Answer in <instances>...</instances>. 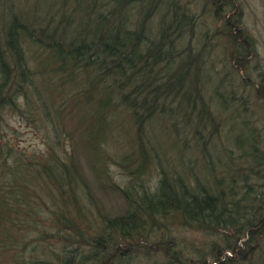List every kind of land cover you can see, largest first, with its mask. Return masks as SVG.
<instances>
[{"label": "trees", "instance_id": "obj_1", "mask_svg": "<svg viewBox=\"0 0 264 264\" xmlns=\"http://www.w3.org/2000/svg\"><path fill=\"white\" fill-rule=\"evenodd\" d=\"M67 1L59 0L54 12L53 5L47 6L43 21L37 16L24 20L15 13L1 19L0 14V110L4 105L20 107V95L27 104L31 99L26 88L41 96L39 85L44 81L39 83L36 75L54 74L62 78L61 86L72 85L73 91L79 90L77 102L82 106L81 111L77 110L79 122L87 120L95 127L94 143L105 135L110 109L116 104L130 108L138 124V153L143 157L147 152V122L158 115L171 120L176 114L186 128L194 127L197 135L199 126L204 129L211 126L212 131L218 132L221 116L231 110L230 127L234 128L237 122L241 126V131L233 133V148L239 150L246 171L241 172L239 164L237 170L244 173L242 179L235 181L234 177L228 183L217 180L207 187L196 177L190 184L182 175H170L161 167L153 188L141 181L138 190L122 188L128 204L125 211L105 218L87 244L77 242L69 250L62 247L65 254L58 255L60 263H57L114 264L135 245L162 248L171 256L170 262L164 264H192L193 259L192 262L197 260L194 264H235L237 259L250 262L259 245L264 250V137L248 117L252 95L261 100L259 104L264 112V69L260 67L257 42L246 24L242 0H203L198 5L201 10L197 11L186 0ZM209 22L214 27L200 33ZM195 38H199L201 46L194 44ZM207 40L221 42L229 69L236 72V78L227 83L233 91L235 87L243 88L250 97L248 100L247 95L238 97L223 90L224 77L219 82L223 84L221 88L213 85L214 89L209 86L213 91L209 89L213 76L207 73L205 61L212 59L208 53L213 51L207 49ZM31 41L39 49L36 71L25 49V42ZM223 67L225 70L227 65ZM89 122L85 123L86 127L90 126ZM171 128L176 133L175 127ZM2 150L0 143V171L6 165L2 163ZM233 151L224 147L229 155ZM144 161L138 168L139 179ZM49 162L45 157V162L35 161V165L44 167L43 172L58 186L63 183L61 178L78 185L79 176L70 164L61 168ZM212 165L208 168L211 172ZM66 172L67 177L62 174ZM254 175L258 176L256 182ZM4 180L0 173V222L6 221L5 226H0L5 229L0 239L6 246H12L15 234L7 222H16L12 213H17L19 208L10 207V198L15 194L9 196L11 190L2 188ZM8 181L22 182L16 177ZM237 184L244 189L240 195H236ZM25 215L29 227L40 228L34 225L31 211L27 210ZM174 222L212 237L208 248H197L196 256L185 261L177 236L161 230ZM66 225L77 229L71 221ZM26 258L27 264H53Z\"/></svg>", "mask_w": 264, "mask_h": 264}, {"label": "rangeland", "instance_id": "obj_2", "mask_svg": "<svg viewBox=\"0 0 264 264\" xmlns=\"http://www.w3.org/2000/svg\"><path fill=\"white\" fill-rule=\"evenodd\" d=\"M58 2L59 0H0L1 19L15 13L24 20H32L37 16L43 21L42 15L47 6L53 5L51 11L54 12ZM186 2L197 11L201 10L198 5L203 3V0ZM241 4L246 24L257 42L260 67L264 69V0H242ZM203 19L205 21L202 17ZM209 27H214L212 22L204 25L199 32L202 33L203 29ZM207 41V49L213 51L208 53V57L212 59L205 61L207 73L213 76V82L211 81L208 87L217 85L221 88V79L224 77L226 85L222 86L223 90L246 98L244 95L248 96V93L243 88L235 87L233 91L227 83L236 78V72L229 69L230 65L222 51L221 42ZM193 42L197 47L202 45L199 38H195ZM25 49L32 69L36 71L39 49L32 41L25 42ZM213 65L217 68H213ZM225 65L227 67L224 70ZM217 70H220V73H216ZM36 77L39 83L44 81L39 85L41 96L26 88L32 101L26 104L24 97L20 95V107L7 108L4 105L0 110V143L3 144L1 156L2 163L6 162L4 170L0 171L5 179L2 188L6 186V189L11 190L9 196L15 194L10 198V207L19 208L17 213H12L16 222H7L10 231L15 234L12 246H6L0 239V264H27L26 257L40 261L48 260L53 264L60 263L58 255L65 254L62 247L69 250L76 245L74 243L87 244V241H92L105 218L125 211L128 204L122 188L138 190V181L153 188L161 174V167L166 168L170 175H182L190 184L195 182L196 177L207 187L214 185L217 180L228 183L234 177L235 181H238L244 176V173L239 174L238 167L241 164L240 170L245 172V162L239 158L240 152L233 148L232 142L233 133L241 131V126L240 122H237L234 128L230 127L231 110L221 116L223 121L222 126L218 127V132L212 131L210 126L209 129L201 128L197 135L194 127L186 128L185 122L176 114L171 120L158 115L147 122L148 135L145 141L148 153L145 152L143 157L138 153V124L134 121L130 108L116 104L110 109L107 112L105 135L102 140L94 143L95 127L92 128L93 125L87 120L84 123L79 122L77 110L82 109L81 104L78 105L81 102H77L80 100L79 90L73 91L72 85L61 86L59 83H62V78L54 74L44 77L37 74ZM211 87L209 89L213 91ZM205 96L210 100V95ZM71 97L73 99L70 100ZM248 98L250 97L248 96L247 100ZM260 102L261 100L251 96L248 117L264 137V112ZM238 105L241 106L240 103ZM86 122L90 123L89 127L85 126ZM171 126L175 127L177 134ZM230 128L232 134L229 132ZM224 147L228 148L229 152L234 151L229 155L224 152ZM45 157L53 166L63 168L62 165L69 167L70 164L76 176H79L78 185L67 183L63 178L61 186L54 183L47 173L43 172L44 167L41 169L39 163L35 165V161L45 162ZM144 159L143 175L139 179L138 168ZM211 165L214 167L212 172L208 169ZM62 174L65 177L69 175L67 172ZM14 177L22 182L8 181ZM257 177L254 175V182L258 180ZM236 190V195H240L244 189L237 184ZM27 210L32 212L34 225L40 227L39 229L26 224ZM70 221L77 229L67 227L66 223ZM5 224L6 221L0 222V226ZM168 226L169 228L165 229L164 225L161 230L177 236L176 240L183 247L182 258L187 262L191 256H196L197 248L206 250L212 239L208 234L186 227L181 222L170 223ZM2 231L5 229H0L3 234ZM262 246L264 247V237ZM261 248L259 245L250 262L237 259L235 264H264V250L262 252ZM259 252L262 253L261 256H257ZM233 258L237 256L233 255ZM168 260H171V256H167L162 248L155 245H135L131 247L129 254L119 257L114 264H164L169 263ZM192 261L190 263L194 264L197 260Z\"/></svg>", "mask_w": 264, "mask_h": 264}, {"label": "bare ground", "instance_id": "obj_3", "mask_svg": "<svg viewBox=\"0 0 264 264\" xmlns=\"http://www.w3.org/2000/svg\"><path fill=\"white\" fill-rule=\"evenodd\" d=\"M198 125H200V123H198ZM196 129H197V130H200L201 128H200V126H199V127H197ZM203 129H204V128H203Z\"/></svg>", "mask_w": 264, "mask_h": 264}]
</instances>
